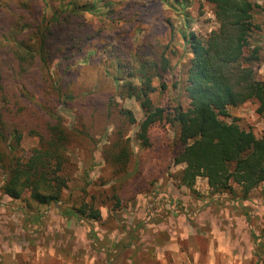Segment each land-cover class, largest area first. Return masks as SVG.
Returning a JSON list of instances; mask_svg holds the SVG:
<instances>
[{"label": "rangeland", "instance_id": "rangeland-1", "mask_svg": "<svg viewBox=\"0 0 264 264\" xmlns=\"http://www.w3.org/2000/svg\"><path fill=\"white\" fill-rule=\"evenodd\" d=\"M250 1L262 7L255 22L262 27L259 38L264 49V0ZM66 2L71 6L61 10L60 5ZM58 13L71 16V29L87 25L97 31L111 18L120 20L118 26L124 30L120 43L133 48L141 49L146 43L162 51L168 44L172 75L179 73L184 62L187 47L182 33L205 36L218 27L213 6L204 0H0V23L7 16L40 15V21L43 15ZM108 43L105 37L94 38L79 52L58 50V59L49 65L51 72L60 69L64 56L72 67L67 84L76 94L94 90L93 103L82 99L83 105L56 107L72 141L62 206L15 201L0 190V264H264V186L237 204L226 198L208 201L210 189L205 179L196 180L193 192L180 185L184 165L172 162L173 127L164 122L152 126L153 147L145 148L138 139L143 113L134 99L114 98L121 108L133 113L136 124L127 125L116 113L107 119L102 102L116 95L102 68ZM172 75L163 78L165 90L155 81L152 99L159 107L180 103L187 108L189 102L181 86H172ZM257 78L264 82V62ZM257 107L249 101L230 108L223 120L234 121L260 138L264 117L256 113ZM117 133L128 139L132 151L126 172L121 174L115 173L103 155ZM36 145L35 138L23 136L25 153ZM2 180L0 172V187ZM80 199L92 202L100 211L98 222L64 217L62 213ZM170 201L177 203L174 210ZM131 234L136 237L134 244L120 249L121 244H130Z\"/></svg>", "mask_w": 264, "mask_h": 264}, {"label": "trees", "instance_id": "trees-1", "mask_svg": "<svg viewBox=\"0 0 264 264\" xmlns=\"http://www.w3.org/2000/svg\"><path fill=\"white\" fill-rule=\"evenodd\" d=\"M175 1L183 3L185 0ZM204 1L213 6L218 27L205 36L190 34L186 37L182 33V42L187 49L177 75H172L174 69L167 55L168 44L162 46V51L146 43L141 49L121 44V31L124 30L118 26L120 20L111 18L97 31L87 25L71 29L74 24L69 22L71 16L63 17L60 13L43 15L40 21V15L29 14H21L16 19L7 16L2 20V194L15 201L26 199L38 206L60 207L64 204L72 141L56 107L59 104L83 105L82 99L90 100L92 104L95 92L74 93L72 85L67 84L72 67L64 56L58 64L60 69L51 72L49 65L58 59V50L71 53L70 50L77 49L79 52L87 42L104 37L109 43L105 47L107 57L102 68L116 94L102 102L107 119L116 113L127 125L136 124L133 113L121 108L114 100L115 96L122 100L134 99L143 113L138 139L145 148L153 147L149 134L152 126L164 122L173 127L172 162L174 166L184 165L180 185L193 192L196 180L205 179L210 189L208 201L226 198L237 204L248 200L253 190L264 186V135L256 138L234 121L223 120L228 117L230 108L249 101L258 105L256 113L264 117V82L257 78V70L264 62V49L259 38L262 27L255 22V14L262 7L250 0ZM60 6L61 10H66L71 3ZM170 50L171 54L173 49ZM168 74L172 75L174 89L181 86L189 102L187 108L180 103L165 107L154 103L155 81H159L161 91L165 90L163 78ZM24 135L37 140L36 147L28 153L22 148ZM103 155L116 174L125 173L132 155L128 139L124 140L120 133L115 142L104 149ZM262 199L264 202V190ZM170 204L174 210L177 203L170 201ZM62 214L83 221L98 222L101 219L100 211L93 203L83 199L76 200ZM245 215L250 216L249 213ZM128 240L130 244H121L119 248H130L136 237L131 234Z\"/></svg>", "mask_w": 264, "mask_h": 264}]
</instances>
